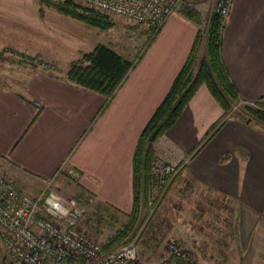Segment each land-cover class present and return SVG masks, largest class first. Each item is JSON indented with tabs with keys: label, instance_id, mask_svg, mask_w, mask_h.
I'll return each instance as SVG.
<instances>
[{
	"label": "crops",
	"instance_id": "crops-1",
	"mask_svg": "<svg viewBox=\"0 0 264 264\" xmlns=\"http://www.w3.org/2000/svg\"><path fill=\"white\" fill-rule=\"evenodd\" d=\"M199 27L180 13L169 17L109 100L68 81V68L47 73L24 66L13 86L2 81L0 173L32 196L62 179L73 181L77 173L84 179L80 187L98 202L128 214L139 136L184 65ZM221 52L240 100L264 105V0H232ZM222 116L201 86L154 143L153 171L177 166L178 182L222 196L230 208L227 264H264V125L230 115L199 149ZM150 242V252L143 253L142 243L136 247L147 263L165 249Z\"/></svg>",
	"mask_w": 264,
	"mask_h": 264
},
{
	"label": "rangeland",
	"instance_id": "rangeland-1",
	"mask_svg": "<svg viewBox=\"0 0 264 264\" xmlns=\"http://www.w3.org/2000/svg\"><path fill=\"white\" fill-rule=\"evenodd\" d=\"M213 7L214 0H197L191 4L200 17L201 30L207 27ZM39 9L40 5L34 0H0V83L6 81V87L13 86L10 82L21 75L19 72L24 66L47 73L64 71L73 60L100 45L123 54L135 65L156 34L123 18L109 17L113 26L102 30L63 16L54 9L42 8L40 17ZM239 105H234L230 115H237ZM81 180L84 179H79L75 173L73 181L62 179L51 188L64 198H92L83 228L103 244L121 227L124 218L113 205L98 202L81 188ZM162 199L157 214L149 221L145 217L142 222V226L151 225L150 231H156L140 233L136 244L142 243L143 253L150 252V241L165 248L168 239L174 237L185 242L199 264H227L226 244L231 240L228 202L206 187L187 180L180 183L178 178ZM164 252L165 249L148 264L156 263ZM0 264H4L1 244Z\"/></svg>",
	"mask_w": 264,
	"mask_h": 264
},
{
	"label": "trees",
	"instance_id": "trees-1",
	"mask_svg": "<svg viewBox=\"0 0 264 264\" xmlns=\"http://www.w3.org/2000/svg\"><path fill=\"white\" fill-rule=\"evenodd\" d=\"M34 1L40 5V17L43 16L42 8H47L102 30H108L114 24L108 16L88 8L78 7L72 3V0ZM182 15L200 24V17L194 9L185 8ZM223 27L219 14L212 10L207 27L197 31L184 65L175 77L168 93L142 130L133 157L132 209L128 214L116 211L122 215L124 222L115 234L102 244L104 252H110L120 245L126 244L140 230L142 234L146 233L147 226L143 229L141 226L149 211L148 202L154 194L162 192L167 182L165 177L164 185L160 184L163 182V178H155L153 174L155 160L153 145L174 125L198 89L205 86L223 110L222 118L211 127L199 149L219 131L225 119L232 112L234 105L239 103L238 92L222 59L221 33ZM133 65L132 62L111 48L100 45L89 53H83L79 59L73 60L68 67L66 77L75 85L97 92L109 100L124 82ZM237 115L246 124H250L251 120H256L264 125V105L262 103L240 104ZM178 177L179 175L170 182L163 198L166 197ZM161 203L162 201L154 215L157 214Z\"/></svg>",
	"mask_w": 264,
	"mask_h": 264
},
{
	"label": "built area",
	"instance_id": "built-area-1",
	"mask_svg": "<svg viewBox=\"0 0 264 264\" xmlns=\"http://www.w3.org/2000/svg\"><path fill=\"white\" fill-rule=\"evenodd\" d=\"M197 0H72L111 18H123L156 33L174 14L192 9ZM232 0H214L220 23L224 25ZM238 104H249L239 101ZM250 105H254L250 103ZM156 178L166 177L162 192L148 202L149 221L161 202L168 185L178 173L177 166H156ZM163 183L164 179H163ZM162 183V185H164ZM92 198H64L51 189L32 196L20 190L0 173V244L4 264H148L137 255L140 232L126 244L104 252L102 244L83 228ZM146 226L144 224L141 229ZM154 234L156 231H149ZM154 264H199L177 238L168 239L164 254Z\"/></svg>",
	"mask_w": 264,
	"mask_h": 264
}]
</instances>
